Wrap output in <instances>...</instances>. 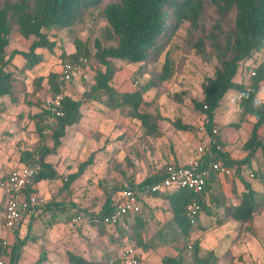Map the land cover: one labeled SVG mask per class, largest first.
<instances>
[{"label":"rangeland","instance_id":"374dc122","mask_svg":"<svg viewBox=\"0 0 264 264\" xmlns=\"http://www.w3.org/2000/svg\"><path fill=\"white\" fill-rule=\"evenodd\" d=\"M95 15L96 18L89 16L83 19L84 22L72 31L68 28L47 30L49 38L56 45L52 52L37 49L46 59L25 72L18 102L12 103L7 96L0 97V175L7 174L12 167L18 165L22 150H33L41 142L52 146L50 136L46 135L40 140L36 129L37 117L48 92L44 83L41 90H35L33 80L59 71L60 63L64 59L61 57L62 53H74L76 49L74 37L86 42L90 53L83 66H76L74 79L66 85V94L72 98H81L94 84L96 72L104 69L93 56V40L99 37L101 28L105 25L104 21L99 20L97 11ZM231 16V13L219 15L209 0H201L197 16L181 21L157 60L142 65L143 74H140L139 64L113 60L116 69L111 84L118 92L140 88L150 79L160 82L144 93L145 99L153 104L150 112L165 117L157 121L159 133L146 135L138 120L125 116L118 108L106 106L105 96L83 102L79 122L66 128L65 135L60 139V146L49 155L60 177L55 185H49L48 188L46 186L36 193L38 215L24 223L19 232L20 238L25 237L26 241L17 264H34L41 252H45L46 259L40 264H71L68 260L70 254L82 256L86 260H105L117 255L125 243L118 228L132 232L129 224L133 219L129 218V221L120 223L119 227L92 224L87 219L102 209L115 184L121 185L130 180L139 182L146 176L161 172L164 166L172 164L173 161L180 163L178 156H186L189 161L196 156L194 152L197 146L205 143L206 137L199 130L204 122V114L195 108V102L202 99L205 79L213 75L217 65L215 57L210 55L207 58L197 51L198 41L204 38V31H208L216 20L221 21L224 29L227 28ZM33 39V36L24 38L14 34L6 51L9 53L13 49L27 50ZM100 39L106 46L115 43L104 40L102 36ZM21 62V56L16 55L13 63L19 66ZM165 62L168 63L170 72L167 80L162 82L158 75L161 74ZM236 97L233 90L225 94L215 114V126L223 142V149L232 158L240 159L245 155L243 144L249 137L254 118L242 119ZM257 99L264 101V81ZM175 119L192 125L193 129L178 130L171 122ZM240 119L242 121L239 128L228 125ZM259 139L263 148H259L252 159L251 168L255 170L264 162V127L259 132ZM91 154L92 161L82 174L71 181L67 188H63L68 175L75 173L80 163ZM243 180L255 191H264V184L258 178L244 177L237 180L220 173L213 177L212 189L206 194V201L217 215L221 216L223 209L216 207L212 200L222 197L225 204L237 202L236 195L244 190ZM145 199L142 211L137 214L143 222L137 232L145 243V248L140 247L145 263L162 264V258L171 256L193 264L182 241H171L176 227L169 219L166 203L157 205L154 196L146 195ZM48 202H52V207L46 209L44 206ZM60 204L64 206L59 207ZM4 206L5 200L2 199L0 239L5 238L8 245H11L15 239L3 227ZM74 212L83 214L82 221L77 226L71 225L68 220L69 215ZM198 218L197 225L200 228L191 237L199 239L200 256L210 257L209 264L264 263V209L253 219L255 235L239 230V224L234 221L219 225L214 216L203 212ZM5 261L4 259V263Z\"/></svg>","mask_w":264,"mask_h":264},{"label":"trees","instance_id":"16d2710c","mask_svg":"<svg viewBox=\"0 0 264 264\" xmlns=\"http://www.w3.org/2000/svg\"><path fill=\"white\" fill-rule=\"evenodd\" d=\"M104 1L0 0V97H9L12 103H17L19 100L18 96L26 76L25 72L32 70L46 59L37 49H47L52 52L56 45V42L49 38L47 30L68 28L72 31L84 22L83 19L89 16L96 18L95 11H97L99 20L105 22L99 37L93 40L95 47L93 56L104 66V69L96 72L94 84L88 92H84L81 98L76 99L67 95L66 85L69 82L59 79L60 69L64 63L70 62L76 66H83L84 61H87L90 53L89 47L80 38L74 37L76 48L74 53H62L61 57L64 59L60 63L59 71L50 72L46 76H39L33 80L35 90H41L42 83H44L48 95H55L62 90L64 91V97L61 99L64 114L56 118L51 131L49 133L43 132L46 128L44 117L48 113L43 105L36 121L40 140L49 135L52 146H46L41 142L37 148L22 150L19 154L21 165L37 164L40 166V171L34 177L33 183L42 179L54 180L60 177L53 165L46 161V157L60 146V139L65 135L66 128L79 122L81 118L80 107L85 101L105 96L104 103L106 106L113 109L114 107L118 108L125 116L138 120L146 135L158 134L157 121L158 119H165L158 113L153 115L150 112L153 104L144 97L148 88L160 82L150 79L140 88L118 92L111 84L116 69L113 60L124 61L127 64H139L140 74H143L142 65L157 60L181 21L197 16V10L201 8V0H108L105 3ZM209 2L215 7L219 15L231 13L232 18L230 25L225 29L222 27L221 21L216 20L208 31H204V38L198 41L197 51L204 57L208 58L210 55L215 57L217 65L213 75L206 77L202 86V99L195 102V108L204 114L201 133L207 140L208 136L212 135V129L216 128L215 114L223 97L228 91H235L238 105L241 108L242 119L245 117L254 118L249 137L243 144L244 157L232 158L223 149V142L218 133L220 149L217 150L214 146H210L209 150L198 158L199 168L208 171L205 185L201 191L194 192L187 188H178L172 191H147L146 186L159 180L166 165L161 172L146 176L139 182L130 180L121 185L115 184L102 209L96 214H91L87 219L92 224L119 227L120 223L129 221L131 218L133 222L129 225L133 230L132 232L128 233L123 228H118L121 236L125 238L123 246L127 245L128 242H135L136 244H132L135 248H145V243L142 242L137 232V228L143 225L142 220L137 215L143 208L142 194L165 199L171 213L169 219L177 229L172 233L171 241H182L183 248L188 252L193 264H209L211 259L200 256V241L191 237L193 232L200 228L197 222L201 212L208 216H214L219 225L234 221L239 224V230L255 235L256 230L252 225L253 219L256 214L264 209V191L262 193L255 191L245 180H243L244 190L236 195L237 202L225 204L222 197H215L212 200L216 207L223 209L221 216L217 215L218 213L215 212L211 204H207L206 201V194L212 189L211 181L218 173L209 167L211 161L220 160L225 165L233 167L235 172L232 177L237 180L244 179L245 176L242 171L249 169L254 173L253 179L258 178L264 184V162L261 166L259 165L257 170L251 168V162L257 150L263 148V143L259 139V132L264 127V101L257 99V94L260 91L261 83L264 81V0H209ZM14 34L24 38L33 36L34 39L30 42L27 50L13 49L8 53L6 47ZM101 36L104 40H111L115 43L106 46L101 42ZM16 55H20L22 58L19 66L13 63ZM252 71L254 74L251 73ZM169 72V65L165 62L161 74L158 75L162 82L167 80ZM242 119L238 122H230L228 125L239 128ZM171 122L178 130L193 129L192 125L181 123L177 119ZM262 152L264 155V150ZM91 161L92 154L80 163L75 173L68 175L67 182L64 183L65 187H68L71 181L80 176ZM5 176L6 174L0 177L4 178ZM32 184L25 191L27 196L35 193V189L31 187ZM128 187L138 191L141 201L140 212L125 214L114 225L105 224L103 222L104 216L110 214L118 194ZM192 203L197 205L195 223H191L187 215V207ZM35 211L36 205L28 213L33 215ZM78 214L83 216L80 212H77L76 215ZM76 215L73 216L76 217ZM20 226L12 230L15 240L11 245H8L7 242L4 244L3 240L0 239V260L3 259V264H17L20 259L21 249L26 241L25 237L20 238L19 236ZM115 257H107L105 260H86L82 256L70 254L68 260L71 264H107ZM4 259L6 260L5 263ZM45 259V252H41L34 264H40ZM162 259V264H187L177 257L167 256Z\"/></svg>","mask_w":264,"mask_h":264},{"label":"built area","instance_id":"2783aa9c","mask_svg":"<svg viewBox=\"0 0 264 264\" xmlns=\"http://www.w3.org/2000/svg\"><path fill=\"white\" fill-rule=\"evenodd\" d=\"M76 65L74 63H64L60 69L59 79L64 82H70L74 79ZM254 74V71L251 72ZM64 97V91H60L55 95H48L44 102L43 107L48 111L44 117L46 128L44 133H49L55 125L56 118L64 114L61 105V99ZM202 131V127L199 128ZM210 146L215 149H220L218 143V131L216 128L212 129V135L208 136L205 143L197 146L194 156L185 165L169 164L166 166L162 176L158 181L147 185L146 190L151 192L157 191H172L178 188L191 189L194 192H199L205 185V178L208 171L200 169L198 166V158L205 154ZM211 153V152H210ZM209 167L214 171L226 176H232L235 172L233 167L225 165L222 161H211ZM40 166L37 164L21 165L11 169L6 176L0 177V193L5 198V212H4V227L11 231L19 227L26 216L36 204V196H27L25 191L28 186L33 183L34 177L39 173ZM242 174L249 179L254 178V173L249 169H244ZM141 210V201L138 196V191L131 188L123 189L115 202V206L110 214L104 216L103 222L107 225H114L119 218L128 213H138ZM197 214V205L192 203L187 207V215L191 223H195ZM82 215L78 214L73 216L70 224L77 226L81 223ZM5 244L6 241H3ZM0 264L3 261L0 260ZM107 264H144L143 259L138 251L132 244H127L122 247L121 251L117 254L114 260Z\"/></svg>","mask_w":264,"mask_h":264},{"label":"crops","instance_id":"0c3cea01","mask_svg":"<svg viewBox=\"0 0 264 264\" xmlns=\"http://www.w3.org/2000/svg\"><path fill=\"white\" fill-rule=\"evenodd\" d=\"M177 158V157H176ZM173 159V158H172ZM178 160H179V162L180 163H177V161H173V163L172 164H174V165H185V164H187V162L189 161L188 160V158L186 157V156H182V157H179L178 156V158H177ZM188 160V161H187ZM46 161H48V162H50L51 163V160H50V156L48 155L47 157H46ZM172 162V161H171ZM52 164V163H51ZM19 166H21V163L20 162H18V165L17 166H15V167H12L11 169H13V168H16V167H19ZM10 169V170H11ZM9 170V171H10ZM8 171V172H9ZM7 172V173H8ZM59 173V172H58ZM1 176V175H0ZM59 179V178H58ZM56 182H57V179H54V180H50V179H42V180H40V181H37V182H34L33 184H32V188H34L35 189V193H33L35 196H36V193L37 192H41V190H42V188H46V186H47V188L49 187V185H55L56 184ZM51 187V186H50ZM65 187V185L63 186V188ZM62 188V189H63ZM65 188H67V187H65ZM61 189V188H60ZM143 196H142V203H143V201L144 202H146V199H145V196H146V194H142ZM5 200V198H4V196L2 195L1 196V194H0V201L1 200ZM155 201H156V203H157V205H165L164 203H166V209L168 208V202L165 200V199H161V198H156L155 199ZM52 202H48L47 203V205H45L44 206V208H46V209H49V208H51L52 207V204H51ZM54 203V202H53ZM54 206H56V204H53ZM58 205V204H57ZM61 206H64L63 204L61 205L60 204V206L59 207H61ZM64 210V209H63ZM168 210H169V208H168ZM77 214V212L75 213H72V214H70L69 215V219L73 216V215H76ZM168 214L171 216V213H170V210H169V212H168ZM38 215V210L36 209V211L34 212V214L33 215H31L30 213L26 216V218H25V220H23V223L21 224V226H20V229H19V232H20V230H21V228L23 227V225H24V223H28L29 221H31L34 217H36ZM68 219V220H69ZM27 221V222H26ZM30 226V225H29ZM3 227H4V223H3ZM5 228V227H4ZM48 229H49V227H48ZM5 231L6 232H9V233H11L12 235H13V231L11 230V231H9V230H7L6 228H5ZM3 241H6V239L5 238H3ZM7 242V241H6ZM121 251V250H120ZM119 251V252H120ZM138 251H139V253H140V255H141V257H142V259H143V263L144 264H146L145 263V261H144V259H145V257H144V254L141 252V250H140V248H138ZM118 252V253H119ZM117 253V254H118ZM21 256V255H20ZM19 262V261H18Z\"/></svg>","mask_w":264,"mask_h":264}]
</instances>
